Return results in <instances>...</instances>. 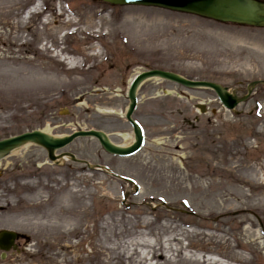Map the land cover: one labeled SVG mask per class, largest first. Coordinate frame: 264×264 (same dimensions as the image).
<instances>
[{"label":"rangeland","instance_id":"rangeland-1","mask_svg":"<svg viewBox=\"0 0 264 264\" xmlns=\"http://www.w3.org/2000/svg\"><path fill=\"white\" fill-rule=\"evenodd\" d=\"M154 69L241 97L264 81V28L97 0H0V139L97 130L124 146L130 81ZM137 99L136 155L112 157L90 138L64 149L137 193L69 160L46 165L36 146L0 163V231L24 236L0 264H264V85L234 111L210 90L158 80Z\"/></svg>","mask_w":264,"mask_h":264},{"label":"water","instance_id":"water-1","mask_svg":"<svg viewBox=\"0 0 264 264\" xmlns=\"http://www.w3.org/2000/svg\"><path fill=\"white\" fill-rule=\"evenodd\" d=\"M113 6H142L154 7L172 12L199 16L209 20L221 23H231L255 28H264V2L260 0H100ZM149 80H162L180 85L187 89H207L213 91L220 100L223 107L227 110H233L237 105L243 103L251 94V90L264 82H253L247 87V95L242 98L230 94L227 88L218 84L207 81L188 80L172 72L162 70H148L140 72L130 84L127 97L129 101L125 118L131 125L134 135V143L131 146L123 147L113 144L108 136L95 130L77 131L70 136L52 137L40 130L24 132L22 134L11 136L0 140V161L11 155L13 152L34 145L41 147L47 152L48 159L55 162L62 156L68 157L71 161H76L75 157L69 153H65L55 157V152L63 149L77 138H94L98 141L105 152L118 156L129 157L140 150L143 144L142 128L135 123L131 116L137 105V89ZM201 112L204 107L197 106ZM85 163V162H83ZM88 169H97L99 166H91L85 163ZM107 170L105 168H102ZM121 180L132 183L131 180L119 176H115ZM18 235L14 232L2 230L0 231V250L8 252Z\"/></svg>","mask_w":264,"mask_h":264},{"label":"bare ground","instance_id":"bare-ground-1","mask_svg":"<svg viewBox=\"0 0 264 264\" xmlns=\"http://www.w3.org/2000/svg\"><path fill=\"white\" fill-rule=\"evenodd\" d=\"M69 65L73 66V65H75V64H71V63H69ZM111 112H112V111H111ZM43 131L46 132V133H49V132H50V131H49V128H46V129H44ZM120 137L123 139V141H124L123 144H124L125 147H126L127 145L132 144V142H133V140H134V138H133L132 135H121ZM26 147H28V146H26ZM24 148H25V147H24ZM255 176H256V173L253 172V177H254V179H255ZM58 212L61 213V212H62V209H60Z\"/></svg>","mask_w":264,"mask_h":264},{"label":"flooded vegetation","instance_id":"flooded-vegetation-1","mask_svg":"<svg viewBox=\"0 0 264 264\" xmlns=\"http://www.w3.org/2000/svg\"><path fill=\"white\" fill-rule=\"evenodd\" d=\"M56 166H59V165H56Z\"/></svg>","mask_w":264,"mask_h":264}]
</instances>
